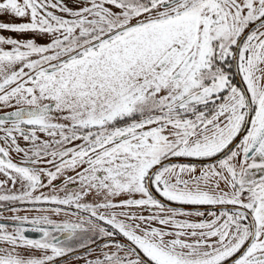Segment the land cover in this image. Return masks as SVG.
<instances>
[{
  "label": "snow or ice",
  "instance_id": "1",
  "mask_svg": "<svg viewBox=\"0 0 264 264\" xmlns=\"http://www.w3.org/2000/svg\"><path fill=\"white\" fill-rule=\"evenodd\" d=\"M0 264H264V0H0Z\"/></svg>",
  "mask_w": 264,
  "mask_h": 264
},
{
  "label": "flooded vegetation",
  "instance_id": "2",
  "mask_svg": "<svg viewBox=\"0 0 264 264\" xmlns=\"http://www.w3.org/2000/svg\"><path fill=\"white\" fill-rule=\"evenodd\" d=\"M23 214V213H21ZM33 238H36V234H30Z\"/></svg>",
  "mask_w": 264,
  "mask_h": 264
}]
</instances>
